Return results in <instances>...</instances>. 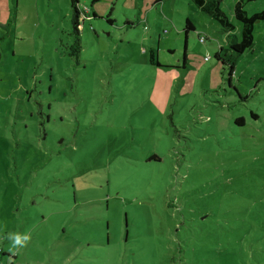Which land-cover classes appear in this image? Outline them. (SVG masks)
<instances>
[{
    "label": "rangeland",
    "instance_id": "1",
    "mask_svg": "<svg viewBox=\"0 0 264 264\" xmlns=\"http://www.w3.org/2000/svg\"><path fill=\"white\" fill-rule=\"evenodd\" d=\"M241 1L264 11L223 0L229 33L194 0H79L97 18L78 36L70 0L20 1L0 35L4 264H264V21L237 54ZM9 232L31 235L15 255Z\"/></svg>",
    "mask_w": 264,
    "mask_h": 264
},
{
    "label": "trees",
    "instance_id": "2",
    "mask_svg": "<svg viewBox=\"0 0 264 264\" xmlns=\"http://www.w3.org/2000/svg\"><path fill=\"white\" fill-rule=\"evenodd\" d=\"M95 1H97V0H95ZM194 1L204 11L213 15L214 18L218 21L220 26L225 31H228L229 33L232 31V29L234 27L230 23L227 15H225L220 8V4L223 0H214L215 4L206 3L204 0H194ZM249 1H252V0H249ZM70 5H71V8L74 12V15H73L74 34L76 36H78L80 34L79 28L80 27L84 28L86 22H91L94 18H97V14L94 13L93 15H90V12H89V17H91L90 20L85 19L83 21L81 19L82 7H80V5H79V0H70ZM233 16H234L235 20L242 25V39L239 43H234L232 46V49L237 54H243L247 50L251 49L254 45V27H255L257 22L264 21V11L261 13H258V14L249 15V13L244 10V2L241 1V2L236 4V6L234 8V15ZM108 21L113 24V21H111V20H108ZM190 31H195V27H194V24L190 20H187L186 30H185L186 36L189 34ZM79 43H80V41H79V39H77V43H75V45L72 46V49H75V51L77 53H79V50L81 49V46ZM217 58H218V60H220V54L217 55ZM186 61H187V58L185 57V62ZM230 69H231V73L234 72V70H235L234 64L231 65ZM254 117L257 118V116H255V115H254ZM237 123L244 124V120H242V119L238 120ZM0 253H2V251ZM0 262H3L2 259H0Z\"/></svg>",
    "mask_w": 264,
    "mask_h": 264
},
{
    "label": "crops",
    "instance_id": "3",
    "mask_svg": "<svg viewBox=\"0 0 264 264\" xmlns=\"http://www.w3.org/2000/svg\"><path fill=\"white\" fill-rule=\"evenodd\" d=\"M20 1L21 0H0V35L2 33L1 31L9 30V27H10L9 24L11 23V21H13V19H15L14 21L16 22V20H18L17 16L21 15V13L19 12ZM79 5H80V2H79ZM83 30L84 28L80 27L79 33L80 31H83ZM16 34L19 35V33L17 32ZM6 35H9V32Z\"/></svg>",
    "mask_w": 264,
    "mask_h": 264
},
{
    "label": "clouds",
    "instance_id": "4",
    "mask_svg": "<svg viewBox=\"0 0 264 264\" xmlns=\"http://www.w3.org/2000/svg\"><path fill=\"white\" fill-rule=\"evenodd\" d=\"M5 239L10 241L9 252L15 255L19 249H22L27 246L31 240V235L29 233H20V232H9Z\"/></svg>",
    "mask_w": 264,
    "mask_h": 264
},
{
    "label": "built area",
    "instance_id": "5",
    "mask_svg": "<svg viewBox=\"0 0 264 264\" xmlns=\"http://www.w3.org/2000/svg\"><path fill=\"white\" fill-rule=\"evenodd\" d=\"M91 17H89V9L88 8H82L81 11V19L84 21L85 19L90 20ZM204 39L201 38V41ZM1 252V251H0ZM0 264H4L3 262H0Z\"/></svg>",
    "mask_w": 264,
    "mask_h": 264
}]
</instances>
